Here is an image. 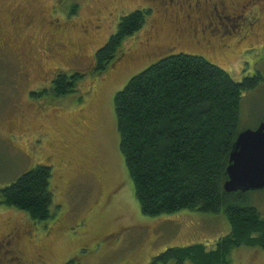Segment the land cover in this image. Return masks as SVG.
<instances>
[{
	"label": "rangeland",
	"instance_id": "obj_1",
	"mask_svg": "<svg viewBox=\"0 0 264 264\" xmlns=\"http://www.w3.org/2000/svg\"><path fill=\"white\" fill-rule=\"evenodd\" d=\"M165 2L0 0V42L6 46L0 51V188L36 166L52 171L49 220L34 222L0 204V239L16 227L18 250L29 264H149L167 248L197 243L211 248L229 233L222 212L183 209L155 217L141 212L119 150L114 96L165 56H202L236 82L259 79L242 92L239 109L240 130L254 129L264 121V45L255 33L232 29L224 20L219 26L209 17L193 35L177 39L163 20L154 53L134 58L144 37L141 28L124 41L119 63L94 71V53L115 33L121 16L149 10L146 29L157 13H172ZM73 4L77 10L68 16ZM18 57L30 73L24 79L17 74ZM74 71L84 74L75 91L54 96L52 76ZM10 134L12 142L5 138ZM246 201L264 217V189L246 192ZM230 264H264V249L238 247Z\"/></svg>",
	"mask_w": 264,
	"mask_h": 264
},
{
	"label": "trees",
	"instance_id": "obj_2",
	"mask_svg": "<svg viewBox=\"0 0 264 264\" xmlns=\"http://www.w3.org/2000/svg\"><path fill=\"white\" fill-rule=\"evenodd\" d=\"M77 10L69 8L72 16ZM149 10L120 17L114 34L94 53L96 73L115 58L127 37L145 24ZM84 74L59 72L54 96L75 91ZM258 78L234 81L202 56L170 54L132 76L114 96L119 150L143 214L183 209L223 213L230 231L213 247L202 243L167 248L149 264H230L241 246L264 249V217L247 205L246 192L223 189L232 144L238 135L242 92ZM264 122V121H263ZM52 171L36 166L0 188V204L24 212L34 222L52 218Z\"/></svg>",
	"mask_w": 264,
	"mask_h": 264
},
{
	"label": "flooded vegetation",
	"instance_id": "obj_3",
	"mask_svg": "<svg viewBox=\"0 0 264 264\" xmlns=\"http://www.w3.org/2000/svg\"><path fill=\"white\" fill-rule=\"evenodd\" d=\"M165 4L170 7L172 13H157V17L153 18L150 24L147 23L146 29L145 22L141 27L142 30H145L144 37L135 51V59H144L159 47V40L156 37L160 21L163 20L173 26L177 39L183 35H193L197 26H201L205 20L212 17L217 18L218 21L216 22L219 26L224 25L222 24V20H224L232 29L247 34L255 33L256 38H258L257 41L260 43L259 46L264 45V34L261 35L262 30H264V0H167ZM12 21L14 22L15 19L13 18ZM5 50V44L0 42V51ZM121 55L119 54L115 61H112L109 65H114V62L119 63L118 58ZM18 58L20 62H18L19 72L17 71V74L18 77L24 79L30 73L28 74V69L24 68L21 57ZM44 77L47 76L44 74ZM50 79H45V82ZM11 137L12 134H10V138L7 136L5 138L12 142L14 139ZM119 231L121 229L115 231L114 234L111 233L112 235L110 234L109 238L114 237ZM140 231L143 235L145 228L141 227ZM18 239L19 232L16 227L2 235L0 239V262L5 264H29L21 257L18 250Z\"/></svg>",
	"mask_w": 264,
	"mask_h": 264
},
{
	"label": "water",
	"instance_id": "obj_4",
	"mask_svg": "<svg viewBox=\"0 0 264 264\" xmlns=\"http://www.w3.org/2000/svg\"><path fill=\"white\" fill-rule=\"evenodd\" d=\"M223 189L226 192L264 189V122L240 130L229 153Z\"/></svg>",
	"mask_w": 264,
	"mask_h": 264
}]
</instances>
